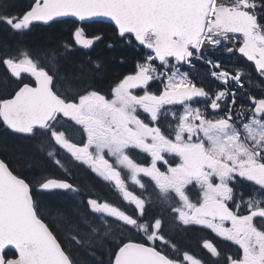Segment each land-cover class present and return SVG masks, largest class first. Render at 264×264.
<instances>
[{"label": "snow or ice", "instance_id": "1", "mask_svg": "<svg viewBox=\"0 0 264 264\" xmlns=\"http://www.w3.org/2000/svg\"><path fill=\"white\" fill-rule=\"evenodd\" d=\"M0 31V264H207L169 255L175 222L264 264V0H0Z\"/></svg>", "mask_w": 264, "mask_h": 264}, {"label": "trees", "instance_id": "2", "mask_svg": "<svg viewBox=\"0 0 264 264\" xmlns=\"http://www.w3.org/2000/svg\"><path fill=\"white\" fill-rule=\"evenodd\" d=\"M10 3L14 4L17 9H22L23 7H26L27 4L29 3V0H9ZM62 31H67V29H63ZM89 31H92L91 29ZM15 37L11 36L8 33H5L3 31H0V44L3 43H8V44H15L16 43ZM42 36L40 35L39 32L33 33L31 36L25 38V43L28 44L29 46H35L37 44H40L42 42ZM117 53H112V52H105L103 49V46L101 48L97 49L96 55H104V56H112L116 55ZM128 56L131 58L132 57V52L128 51ZM229 59V57H224V60ZM231 59H235L237 61L236 57H231ZM131 67L129 64L127 68L121 67L119 65L113 64L111 65V71L109 73V76L111 79H115L121 72H124L128 70ZM249 67L252 68V66L249 64ZM2 71V69H0ZM106 87V85H105ZM56 170H54L55 172ZM85 179L88 180L90 183V179L88 175L85 174ZM82 186H91L90 184H87L85 180L83 181H76ZM53 216L56 215L55 210L52 211L51 213ZM203 230L200 228H188L186 226H181L178 222H175V227L170 230L169 236L170 240L172 243H174L179 251L177 252L176 250H173L171 248H168L167 251L170 256H174L176 258H180L184 252H187L186 249L188 250H195L198 245L194 244V241L196 242L199 236H203L202 234ZM191 254H194L190 252ZM196 255V254H194ZM84 259L85 260H90L91 257L87 255V253H84Z\"/></svg>", "mask_w": 264, "mask_h": 264}, {"label": "flooded vegetation", "instance_id": "3", "mask_svg": "<svg viewBox=\"0 0 264 264\" xmlns=\"http://www.w3.org/2000/svg\"><path fill=\"white\" fill-rule=\"evenodd\" d=\"M223 62L225 64H234L237 61L235 59L229 58L228 60H224ZM252 70L253 69L249 67V71H252ZM201 71L203 70L201 69ZM138 159H145V157L143 156V154H140L138 156ZM64 164H65L64 169H56L55 171L56 176L61 177V178L65 176H74L76 181L85 180L87 184H90L91 187L95 189V194L101 199L107 200L114 204L123 205L124 202L122 201V195L119 193V190L115 188L113 184H111L110 182L102 181L94 174L88 172L85 168L78 167L77 166L78 162H76L74 158L73 159L65 158ZM85 174L88 175L90 179V183L88 182L87 179H85ZM243 190L245 192H248L251 189L245 187ZM202 230H203L202 232L203 236H199L197 241L196 242L194 241V244L198 245V247L195 250L186 249L188 254H191L190 252H192L196 255L194 254H191V255L195 256L197 259L207 262V264H212V261L215 258L211 257L208 251L202 247V243L204 239H209V240H213V241L220 243V247L225 251L235 250V246L219 242L218 238L215 237V235L210 230H207V229H202Z\"/></svg>", "mask_w": 264, "mask_h": 264}]
</instances>
